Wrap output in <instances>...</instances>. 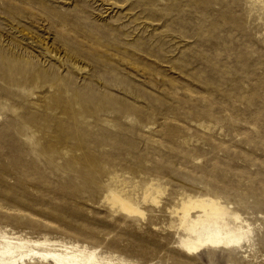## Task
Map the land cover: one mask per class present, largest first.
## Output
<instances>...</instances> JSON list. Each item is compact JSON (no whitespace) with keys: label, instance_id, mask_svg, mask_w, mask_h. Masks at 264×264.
Here are the masks:
<instances>
[{"label":"rangeland","instance_id":"1","mask_svg":"<svg viewBox=\"0 0 264 264\" xmlns=\"http://www.w3.org/2000/svg\"><path fill=\"white\" fill-rule=\"evenodd\" d=\"M152 186L145 219L105 199ZM186 193L232 203L256 245L181 251L167 208ZM0 228L264 264V0H0Z\"/></svg>","mask_w":264,"mask_h":264},{"label":"bare ground","instance_id":"2","mask_svg":"<svg viewBox=\"0 0 264 264\" xmlns=\"http://www.w3.org/2000/svg\"><path fill=\"white\" fill-rule=\"evenodd\" d=\"M151 188L158 195H154ZM151 188H147L140 199L127 195L125 190L110 189L105 199L112 208H118L126 216L145 219V206L159 208L161 202V189L153 186ZM167 209L170 217L169 228L177 235L180 250L188 256H199L198 254L206 251L212 260L217 251L241 255L244 249H251L256 245L254 223L244 217L232 203H225L216 196L186 193L178 199L176 206ZM0 264L156 263L128 253L104 250L99 245L80 239L67 240L47 235L33 237L23 232L19 234L8 228H0Z\"/></svg>","mask_w":264,"mask_h":264}]
</instances>
